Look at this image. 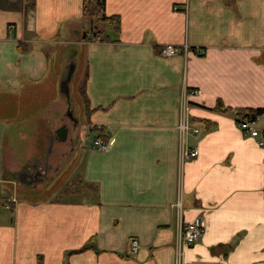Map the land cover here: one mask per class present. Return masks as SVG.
<instances>
[{"label":"crops","instance_id":"obj_1","mask_svg":"<svg viewBox=\"0 0 264 264\" xmlns=\"http://www.w3.org/2000/svg\"><path fill=\"white\" fill-rule=\"evenodd\" d=\"M104 13L118 30L107 22L106 37L86 39L83 0H0V108L40 83L50 91L71 57L70 111L80 122L82 72L90 129L105 141L50 194L81 149V131L72 148L55 138L77 134L65 97L21 120L18 106L0 115V264H264V144L237 124L261 109L264 140V0H105ZM167 44L188 48L165 57ZM183 119L197 135L181 134ZM181 146L198 155L182 161ZM43 166L49 179L35 183ZM74 176L97 193L71 192ZM197 216L204 233L179 248V224Z\"/></svg>","mask_w":264,"mask_h":264},{"label":"rangeland","instance_id":"obj_2","mask_svg":"<svg viewBox=\"0 0 264 264\" xmlns=\"http://www.w3.org/2000/svg\"><path fill=\"white\" fill-rule=\"evenodd\" d=\"M89 22H90V19L86 23L87 32L92 33V25L89 24ZM96 25H99L98 29L102 28L104 30L106 28L104 24L102 27L100 23ZM107 29L108 27L106 28V31L104 30L105 37L107 34ZM8 31L9 33H12L13 27L9 26ZM80 75H82V72L80 73ZM80 75H77L74 78L72 92L75 97V101H76L75 108L79 114V120H80V127H81V147L80 148L81 149H80L79 155H77L76 157H73L65 165V168H63L59 176L49 185V187L47 188V193H50V194L52 193L55 194L56 191L60 190V188L62 189L63 187H65L64 185H66V183L71 182L73 174L75 173L81 174L83 172L84 167H86L88 163L87 160H89L87 156L90 153H95V152L98 153L97 149L92 148V142H93V139L99 135V131L96 129L97 127L93 128L92 130L90 129L91 127L88 122L87 115L85 114V106L82 101L81 95L78 91V86L80 83L79 82ZM36 87H37L36 90L39 89L41 91H37L38 93L37 92H32L30 94L28 93L29 95L20 93L19 96H14L13 98L11 96L6 95L7 100L9 101V104H6V108H0V115L9 114L10 111H13V109L18 106V110H19L18 117L21 120V118L22 117L24 118L25 116H27L29 112L36 111L40 107H47V105L51 104V102L58 100L59 92H58L57 83L52 87V89H50V91H47V89H45V87L41 83L36 85ZM1 105H2V102H0V107ZM60 106L62 108L63 103H61ZM64 120L65 119H63V122L65 123L66 120L65 121ZM58 122L59 124L61 123L60 121ZM90 163H91V160H90ZM90 166L92 169L91 171H93V169L97 170L99 168V165H95L94 167H92L93 165L90 164Z\"/></svg>","mask_w":264,"mask_h":264},{"label":"built area","instance_id":"obj_3","mask_svg":"<svg viewBox=\"0 0 264 264\" xmlns=\"http://www.w3.org/2000/svg\"><path fill=\"white\" fill-rule=\"evenodd\" d=\"M187 48H188L187 45H184L182 46L181 49H179L178 47L174 45L167 44L161 48L160 54L165 57L173 56L181 50H183V52H186ZM197 52H201V50L197 49ZM255 122H256V117L245 116V117H241L237 121V124H238V127L241 130H243L246 134H249L252 137H260L258 139V143L259 145H263L264 140L260 136L259 130L256 128ZM178 128L181 134L183 135L187 134V132H190L193 135H197L199 132V129L197 127L189 126V122L184 119L180 121ZM92 147L97 150L103 149L105 147V141L103 139L102 133H99V135L93 139ZM197 155H198L197 147L181 146L180 157L182 161L193 159ZM173 207L175 208L179 216V219H180L181 217L180 201L177 200L173 204ZM179 225H180L179 235H178L179 248L185 247L187 245H192L193 243L198 241L200 237L202 236V234L204 233V229H205L204 220L200 216L195 217L190 222H186L183 224L180 223ZM130 249H131V252H134L137 249V243L134 239H131L130 241Z\"/></svg>","mask_w":264,"mask_h":264},{"label":"trees","instance_id":"obj_4","mask_svg":"<svg viewBox=\"0 0 264 264\" xmlns=\"http://www.w3.org/2000/svg\"><path fill=\"white\" fill-rule=\"evenodd\" d=\"M104 7H105V0H83V16L87 20L90 19V24L92 25V33L86 32V37H85L86 39L92 37H103L104 31L101 28L98 29L99 25H96L98 23H100V25H103L104 23L108 22L113 25L115 30H118L120 23L119 16L118 15L107 16L104 13ZM18 47L22 48L21 44H19ZM79 93L83 99V103L85 106V114L88 117L90 114L89 105H88L89 101L86 97L84 83L80 86ZM261 112H262L261 109H248L246 113L239 112V114L241 115V117H245V116L257 117L259 114H261ZM76 187L78 188L76 190L79 192L81 191V189L88 190L93 194H96L98 191L96 185H93L91 183H82L79 176H74L73 182L68 184V188L69 189L71 188L72 190L71 192H74V189ZM86 248H91V246Z\"/></svg>","mask_w":264,"mask_h":264},{"label":"flooded vegetation","instance_id":"obj_5","mask_svg":"<svg viewBox=\"0 0 264 264\" xmlns=\"http://www.w3.org/2000/svg\"><path fill=\"white\" fill-rule=\"evenodd\" d=\"M66 115H67V118L65 119L67 121V131L69 129H76L77 131V134H76V137H72V135H68V137L66 136V138L64 140H62L64 143H69L70 144V147L72 148L73 144L75 141H78L79 140V131H81V127H80V122L78 121V119L76 118V116L74 115V112H71L70 110H67L66 111ZM64 120V121H65ZM65 121V122H66ZM79 130V131H78ZM63 131V127L59 128L56 132H55V138L58 140L60 139V136H59V132L61 133ZM48 169V166H43L41 169L37 168L35 170V172H33L31 174V180L32 181H35V183L37 181H40L41 183H44L46 182L49 178V175H48V171H46ZM21 178V177H20ZM34 183H32L33 185Z\"/></svg>","mask_w":264,"mask_h":264},{"label":"water","instance_id":"obj_6","mask_svg":"<svg viewBox=\"0 0 264 264\" xmlns=\"http://www.w3.org/2000/svg\"><path fill=\"white\" fill-rule=\"evenodd\" d=\"M75 66H76L75 59L70 57L67 61L64 72L62 73L58 84V91L62 96L65 97V100L67 101L68 110H71V108L73 107V103L71 101V82L73 80ZM59 136H60V140L65 139L66 136L65 127H63V131L61 133L59 132Z\"/></svg>","mask_w":264,"mask_h":264}]
</instances>
